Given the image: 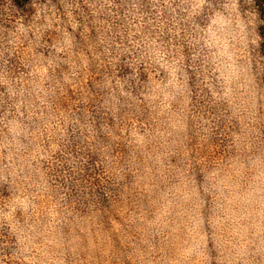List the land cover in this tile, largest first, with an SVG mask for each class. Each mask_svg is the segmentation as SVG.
<instances>
[{
    "label": "rangeland",
    "instance_id": "374dc122",
    "mask_svg": "<svg viewBox=\"0 0 264 264\" xmlns=\"http://www.w3.org/2000/svg\"><path fill=\"white\" fill-rule=\"evenodd\" d=\"M253 0H0V264H264Z\"/></svg>",
    "mask_w": 264,
    "mask_h": 264
},
{
    "label": "trees",
    "instance_id": "16d2710c",
    "mask_svg": "<svg viewBox=\"0 0 264 264\" xmlns=\"http://www.w3.org/2000/svg\"><path fill=\"white\" fill-rule=\"evenodd\" d=\"M253 5L261 22L258 28V36L260 39V51L264 56V0H253Z\"/></svg>",
    "mask_w": 264,
    "mask_h": 264
}]
</instances>
